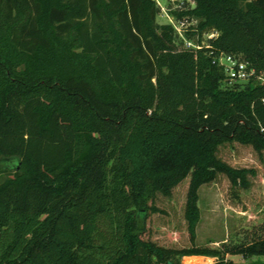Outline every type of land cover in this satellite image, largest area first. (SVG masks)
<instances>
[{"label": "trees", "instance_id": "16d2710c", "mask_svg": "<svg viewBox=\"0 0 264 264\" xmlns=\"http://www.w3.org/2000/svg\"><path fill=\"white\" fill-rule=\"evenodd\" d=\"M175 6L199 48L157 22V0H0V264L264 257V237L195 244L199 189L224 175L247 191L256 176L221 149L264 155V83L228 86L216 64L264 77V0ZM186 180L189 245H158L150 217Z\"/></svg>", "mask_w": 264, "mask_h": 264}, {"label": "rangeland", "instance_id": "374dc122", "mask_svg": "<svg viewBox=\"0 0 264 264\" xmlns=\"http://www.w3.org/2000/svg\"><path fill=\"white\" fill-rule=\"evenodd\" d=\"M180 1V0H178ZM158 22L172 23L169 11L177 9L172 1L157 0ZM209 38L211 35L208 36ZM220 158L234 168L253 169L256 176L251 179L247 191H235L228 179L219 175L198 192L200 219L195 231L197 246L221 247L223 244H239L264 237V155L257 154L251 147L238 144L221 149ZM188 180L180 184L172 199L159 198L158 208L164 213L150 217L148 238L165 247H186L189 237L182 221V211ZM236 264H264V257L243 259L228 257ZM195 264H212L207 257L192 260ZM188 263V261H187Z\"/></svg>", "mask_w": 264, "mask_h": 264}, {"label": "built area", "instance_id": "2783aa9c", "mask_svg": "<svg viewBox=\"0 0 264 264\" xmlns=\"http://www.w3.org/2000/svg\"><path fill=\"white\" fill-rule=\"evenodd\" d=\"M188 26L189 25L185 21L177 22L175 25H173L176 34L183 42L184 48L197 49L199 47L196 43L185 38L184 33ZM216 64L222 68L225 75V82L228 86H232L236 83L247 82L253 77L264 83V77L256 75L254 69L248 68V64L241 59L234 58L232 56L221 55L216 61Z\"/></svg>", "mask_w": 264, "mask_h": 264}, {"label": "crops", "instance_id": "0c3cea01", "mask_svg": "<svg viewBox=\"0 0 264 264\" xmlns=\"http://www.w3.org/2000/svg\"><path fill=\"white\" fill-rule=\"evenodd\" d=\"M167 18H168V16H167ZM157 22H158V17H157ZM159 24H170V22H168V23H160V22H158ZM172 24V23H171ZM201 258H203V257H200V256H191V257H185V258H183L182 259V263L183 264H195V262L194 263H187V261L188 260H197V259H201ZM209 259H212V258H209ZM213 260V259H212Z\"/></svg>", "mask_w": 264, "mask_h": 264}, {"label": "water", "instance_id": "95a60500", "mask_svg": "<svg viewBox=\"0 0 264 264\" xmlns=\"http://www.w3.org/2000/svg\"><path fill=\"white\" fill-rule=\"evenodd\" d=\"M168 1H172L175 5L177 4L178 0H168Z\"/></svg>", "mask_w": 264, "mask_h": 264}, {"label": "bare ground", "instance_id": "6f19581e", "mask_svg": "<svg viewBox=\"0 0 264 264\" xmlns=\"http://www.w3.org/2000/svg\"><path fill=\"white\" fill-rule=\"evenodd\" d=\"M188 263H192V260H188Z\"/></svg>", "mask_w": 264, "mask_h": 264}]
</instances>
